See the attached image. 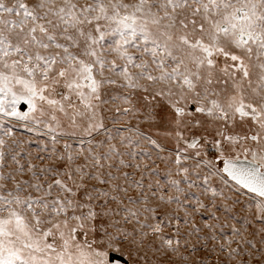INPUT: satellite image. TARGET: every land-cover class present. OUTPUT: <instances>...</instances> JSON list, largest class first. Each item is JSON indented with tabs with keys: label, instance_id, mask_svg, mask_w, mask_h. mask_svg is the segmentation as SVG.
<instances>
[{
	"label": "snow or ice",
	"instance_id": "6c2138e0",
	"mask_svg": "<svg viewBox=\"0 0 264 264\" xmlns=\"http://www.w3.org/2000/svg\"><path fill=\"white\" fill-rule=\"evenodd\" d=\"M0 264H264V0H0Z\"/></svg>",
	"mask_w": 264,
	"mask_h": 264
}]
</instances>
